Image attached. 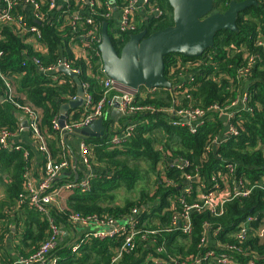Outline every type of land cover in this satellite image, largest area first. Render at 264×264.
<instances>
[{"label": "trees", "instance_id": "16d2710c", "mask_svg": "<svg viewBox=\"0 0 264 264\" xmlns=\"http://www.w3.org/2000/svg\"><path fill=\"white\" fill-rule=\"evenodd\" d=\"M25 1L13 0L17 3L12 12L14 18L23 16ZM52 1H42L39 11L41 17L34 19L23 16L24 23L37 28L40 36L28 30H17L12 23L2 24L0 28V97H4L0 101V130L18 134L21 131L19 116L22 112L15 105L32 107L40 114V127L47 135L49 151L58 160L66 150L60 145V132L53 130L51 123L53 118L59 117L61 104L77 95V86L72 78L64 74L58 73L62 82L54 81L52 74L45 71L57 67L59 60L66 58L71 68L82 70L81 81H89L94 98L100 99L105 92V85L96 78L105 75L100 71V56L91 51L93 56L87 63L85 59L77 58L73 49L81 43L83 35H87L94 27L99 36L104 22H108L112 28L114 17L105 16V5L97 7L95 13L90 12L88 15L85 1L69 0L68 7L62 10L52 8ZM105 1L108 0H100ZM127 1L110 0L109 3L122 8ZM231 1L244 0H216L215 11H225ZM256 1L257 5L246 9L239 16L237 31L221 32L213 48L205 55L192 59L206 62L200 72L195 74L192 85L186 83L187 87L177 93L159 88L154 95L147 94L136 100L137 107L153 106L157 111L136 110L134 114L128 115L125 120L131 122L133 128L128 130L129 125H117V134L130 132L129 136L121 138L119 144L112 143L111 131L100 137H85L92 147L91 188L88 192L78 191L71 195L61 210L51 208L50 214L58 224L72 223L73 214L118 223L133 214L134 210L141 211L138 214L141 223L136 228V248L113 261L124 242V235L105 239L89 235L86 238V234L95 231L94 226L90 227L91 231H83L80 235H76V226L72 243L57 246L55 254L59 257L58 264H154L150 262L153 256L162 260L159 264H169L172 259L178 262L193 261L212 250L235 255L237 264H248L252 260L264 264V234L259 236L256 233L264 228V216L250 222L249 233L243 238L238 237L239 228L235 227L255 211L264 209V53L258 45L264 38V0ZM152 2L164 13L153 16L146 24L144 21L143 26L149 33L173 24L168 1ZM79 10H82L83 17L90 16L94 24L85 21L71 24L72 15ZM110 31L119 50L132 34V31L127 30L120 31L116 36L114 30ZM40 44L44 48L38 49ZM246 54L257 56V63L250 72L255 82L254 90L252 99L248 100V105L254 110L238 112L237 117H240L230 121L238 128L239 134L225 145L223 135L229 123L220 117L219 109L228 106L239 93L242 82L237 77V68L247 64ZM177 56L171 54L165 58L166 76L172 84L180 83L177 78L183 74L180 69L170 74L171 64ZM88 64L92 68L91 76L87 75ZM7 83L13 88L12 102L6 96ZM139 89L143 90L144 87ZM212 107L215 108L209 111ZM167 108L209 111L213 119L193 134L184 127L171 126L170 122L178 119V116L168 112ZM82 118L81 112L72 117L69 123L76 124ZM215 139L220 142L216 143ZM25 151L0 147V222L11 219V224L16 223L18 227L23 217L27 216L28 219L22 223L23 241L30 240L25 247L31 248L28 254H32L48 238L50 228L44 213L19 203L22 198H26L27 193L24 174L34 168L33 154ZM181 159L188 162L184 168L176 163ZM226 164L235 166L234 174L226 170ZM183 173L197 174L200 178V182L194 184L195 191L192 194H184L176 187L184 182ZM237 178L250 182L247 185L252 187L249 195L230 199L218 206L216 212L206 207L192 210L191 234H184L173 223L174 215H180L186 206L179 198H185L187 205L194 204L199 200L197 193L202 188H212L215 184L232 185ZM72 179L58 178L55 185ZM168 181L173 182V185ZM141 182H153V194L142 189L138 197L125 199L122 204L111 194L115 190H122L124 186L134 190ZM2 210L6 211V217ZM178 219L182 222L183 217L178 216ZM141 236H146V240H139ZM203 237H206V242L200 247ZM152 239L156 243L153 244ZM75 241L76 244L84 242L73 252L71 245ZM158 247L164 252H157Z\"/></svg>", "mask_w": 264, "mask_h": 264}, {"label": "built area", "instance_id": "2783aa9c", "mask_svg": "<svg viewBox=\"0 0 264 264\" xmlns=\"http://www.w3.org/2000/svg\"><path fill=\"white\" fill-rule=\"evenodd\" d=\"M43 0H26L25 4L31 5L34 7L36 12V19L41 17L39 15V11L41 9ZM88 4V15L91 13H95L97 11V7L101 5L106 6V14L105 16H111L113 11V6L109 3L110 0L105 2H100V0H89ZM69 0H65V5L68 7ZM17 3L13 2V0H0V28L2 24L5 23H12L17 30H28L30 32L36 33L40 36V33L37 28L27 26L23 21V16L19 15L16 18L13 17V8ZM144 6L145 8H139ZM51 7L55 8L56 3L53 0L51 2ZM139 8V9H137ZM121 11L120 22L118 26V31L115 32L117 36L118 33L125 32L127 30L132 31V33L139 32L144 28L143 24L139 19L138 12L140 10H144L146 13L153 16H160L163 15L164 11L158 7V5L153 4L152 0H128L127 3L122 7L119 8ZM71 24L77 25L78 21H85L88 24H94L93 19L90 16L83 17L82 13L79 15L78 12H74L71 17ZM141 25V26H140ZM140 28V29H139ZM1 31V29H0ZM1 33V32H0ZM89 41L82 42L81 44L84 47V59L89 62L91 55V51L95 53V55H99L100 53L98 50V44L100 42V36L98 35L95 27L91 30L88 34ZM82 41V40H81ZM41 45V44H40ZM258 45L262 49L264 53V38L259 41ZM44 48V46H43ZM40 49V48H39ZM95 50V51H94ZM1 55V52H0ZM77 56L79 54L76 53ZM81 57V56H80ZM245 58H248L247 64L242 65L237 68L238 79L242 82L241 87L239 86V93L237 97L233 99L228 106L220 108V117L224 119V121L229 125L226 129L223 139L225 145L236 139L237 135L239 134V130L236 126L230 123L231 120L237 119V113L244 111V112H252L254 109L252 106L248 105L249 98L252 99V91L254 90V79L251 77V69L257 63V56L256 55H245ZM191 59H184V58H176L174 62L171 64L172 67L170 68V74H174V72L178 69L181 70L183 74H179L178 81L180 83L172 84L171 88L165 89L171 91L173 93L180 92V90L187 87L186 83H191L195 80V74L200 72V69L206 65L204 60H192ZM101 61V57H100ZM66 66L71 68L69 61L66 58H62L57 63V67H50L48 69L43 70L45 72H50L52 75V79L54 81H61L60 76L55 73L56 68L59 66ZM87 67V75L92 74V68L90 64ZM80 77L82 70L80 68H72ZM189 69L192 70L189 72ZM169 70V69H168ZM100 71L103 72L102 68V61L100 66ZM104 73V72H103ZM96 78L100 79V82L105 85V92L101 96L100 99L96 100L92 94V87L89 81L82 82V87L84 89V102L82 107V120L76 124H71L69 121L65 120V124L61 127L59 123V117H55L52 120V129L60 132V145L64 148V143L66 142V137L69 134H77L76 131L78 128H81L88 124L91 121L97 120L99 118L104 117L105 113L108 111L109 107H114L122 112L123 115L128 116L130 114H134L136 110H144V111H157L153 108V106H140L137 107L136 100L142 96H146L148 93L154 94L156 90L159 88H147L144 87L143 90L141 89H132L126 86H123L110 78L106 75L103 77L96 76ZM13 88L9 83H7V91L6 96L12 102V95ZM76 96L73 97L75 99ZM118 100V106H115V100ZM18 108L24 117L27 119L28 122V130L31 133L33 140L40 152L43 156L44 164L43 167L37 173H25L24 180H25V190H26V198H22L19 203L26 204L30 208L35 211H39L44 213L48 217L49 221V228L50 234L45 242L37 249L35 252L30 254L29 256H21L19 257V264H58L59 257L55 254L57 246H58V239L60 235V227L57 223L56 219L50 214V209H59L63 208V202H65L71 195L77 193L78 191L84 193L88 192L91 188V177H92V162H91V150L92 147L89 143L86 142V138H81L79 141V150H80V159L83 165L90 171L85 177L72 179L63 181L58 185H55V182L65 171H67L71 167L72 160L69 158V155L64 152L58 160L54 159L51 155L47 143V135L44 134L40 127V114L30 106H21L15 105ZM215 107L210 108L209 111L214 109ZM168 112L172 114H176L178 119L170 122V125L173 127H184L189 133H197L202 127L206 125L207 122L213 119L212 116L209 115V111H204L200 109H192L189 111H184L182 109L175 110L173 108H167ZM161 111V110H159ZM166 112V111H163ZM21 130L25 129L22 125ZM117 126L116 128L111 127L108 128V131L112 132L111 138L112 143L119 144L121 142L122 137L129 136L130 132L127 133H119L117 134ZM133 125L128 126V130H131ZM14 137V133L3 129L0 130V147L3 149H11L10 141L11 138ZM216 143L220 141L215 139ZM110 148H114L109 146ZM20 149V148H19ZM17 150V149H16ZM178 166L180 168H184L188 165L186 160H177ZM226 170L230 174H234L236 171L235 166L231 164L225 165ZM185 178L183 183L177 184L176 187L184 193V194H192L194 193V184L200 182V178L197 174H189L183 173ZM169 184L173 185V182L168 181ZM250 182L243 180L242 178H237L235 182L231 185H219L215 184L212 188L205 189L202 188L198 193L199 200L194 204L187 205V200L182 198L179 200L181 203L185 204V209L179 215L175 214L173 217V223L178 226V228L184 234H191V220H190V212L194 209L199 210L203 207L208 208L209 210L216 212L219 208L218 206L223 205L225 202L229 201L234 197H241L247 196L252 192V187H249ZM56 187V188H55ZM174 199H172V204H174ZM141 211L134 210L133 214L128 216L122 222H114L113 220L105 221V220H98L96 217H83L78 214H73L71 216V222L75 223V225H79L81 228H90L91 226H95L96 230L92 233L86 234V238L89 235H93L94 237H98L99 239H105L107 237L112 238L118 235H124L125 239L122 246L119 249V253L117 257L113 259L116 261V258L122 256L124 253H130L136 248V238L138 231L136 228L139 226L141 221L138 218V214ZM178 216H182V222L179 221ZM264 216V209H259L255 211L252 216H249L242 224L235 225L236 228H239L238 237L243 238L249 233V224L252 220ZM223 230V228H221ZM219 232V229L216 230V233ZM259 236L264 234V228L262 231L256 232ZM139 240L144 241L146 240V236L139 237ZM85 241V240H84ZM82 241V242H84ZM71 245L72 251L78 250L80 244ZM206 242V237H203L200 241V247H202ZM152 243H156L155 239H152ZM230 249H233L231 247ZM164 252V249L161 247L157 248V252ZM150 262L154 264H159L162 262L157 257H151ZM169 264H237V258L235 255H230L225 251H208L204 256L195 258L193 261H182L178 262L174 259L169 260ZM0 264H4L0 261ZM143 264H148L143 263ZM248 264H258L256 260L249 261Z\"/></svg>", "mask_w": 264, "mask_h": 264}, {"label": "water", "instance_id": "95a60500", "mask_svg": "<svg viewBox=\"0 0 264 264\" xmlns=\"http://www.w3.org/2000/svg\"><path fill=\"white\" fill-rule=\"evenodd\" d=\"M167 1L172 9L173 24L152 33L147 28L132 33L120 50L110 31L117 32L118 25L113 29L108 22L102 24L98 51L103 72L108 78L132 89H169L172 84L166 76V56L177 54L191 59L205 55L213 48L215 39L221 32L237 31L239 16L246 9L257 5L256 0L231 1L225 11L217 12L214 9L216 0ZM144 18L147 19V16ZM55 73L72 78L77 86V98L60 106L59 123L63 127L70 105L76 108L75 106L82 104L84 89L80 77L72 68L62 65L56 68ZM3 100L4 97H0V101ZM115 106H118L117 99ZM112 115L123 116L121 111L115 109L112 110ZM104 118L105 116L91 121L76 132L84 137H100L103 134ZM19 120L25 130H28L27 119L23 116ZM75 178L78 179L77 175Z\"/></svg>", "mask_w": 264, "mask_h": 264}, {"label": "crops", "instance_id": "0c3cea01", "mask_svg": "<svg viewBox=\"0 0 264 264\" xmlns=\"http://www.w3.org/2000/svg\"><path fill=\"white\" fill-rule=\"evenodd\" d=\"M54 1L56 3L55 8H57V10H62L66 7L65 0H54ZM22 11L24 13L23 14L24 18L26 17V18L36 19V12L33 6L25 4L22 8ZM76 12H78V14L80 15L82 13V10H79ZM111 16L114 17L112 27L113 29H115L114 27L117 25L118 21L120 20L119 16L121 17L120 9L118 7H114ZM83 41L84 42L89 41L87 35L85 36L83 35L82 41L80 39L81 43ZM81 43L76 44L73 50L75 52V55L76 53L79 54V56L76 55L77 58L84 59L85 52H84V47ZM42 47H43L42 45H38V49L39 48L41 49ZM75 99L70 98L68 101L62 104H68L70 101L75 100ZM83 102H84V98H83ZM83 102L82 104L75 106L76 108H73V106L70 105V110L66 114L67 121H70L72 117L74 118L75 116H78L81 113ZM114 109L118 110L114 107L112 108L109 107L107 111L109 113L106 112L104 115L105 118L103 122V126H104L103 134L109 132L108 128H111L113 126H117V125L120 126L122 124L124 126L131 125V122L128 123L127 120H125L127 116L125 115L123 116L114 115L113 116L112 110ZM23 116L24 115L21 113L19 117H23ZM20 125H21V122H20ZM82 137L85 138L84 136L80 134L77 135L76 133L67 135L66 142L64 143L63 146L67 154L69 155V158L72 160V162H71V167L67 171H65L68 174L64 172L61 176H59L60 179H67V177H72L76 179L75 178L76 175H77V178H83L90 172L83 165L80 159L79 141L81 140ZM10 144H11V149L20 148L19 150L23 149L33 154L32 156L34 157V168L31 171L32 173H37L43 167V164H44L43 156L40 154L29 130L22 129L18 134L14 133V137L11 139ZM24 145H26L27 147H25ZM1 196L2 195H0V199H1ZM7 210H9V208ZM2 212H3L2 214L5 216L6 211L2 210ZM25 219H28V217L24 216L21 223H19L20 226L18 227L16 223L11 224V219H5V221L1 220L0 222V261L3 262L4 264H19L18 262L19 257L30 255L28 253L31 248L25 247L30 242V240H27V242L23 241L24 236H23V231H22V223L24 222L23 220ZM70 224L69 223L59 224L60 235L58 239V245H65L66 243L69 245L70 242L72 243V240H73L72 236L75 233L76 226L78 228L76 235H80V233L83 231L85 232L91 231L90 228H81L79 225H75V223H70Z\"/></svg>", "mask_w": 264, "mask_h": 264}, {"label": "rangeland", "instance_id": "374dc122", "mask_svg": "<svg viewBox=\"0 0 264 264\" xmlns=\"http://www.w3.org/2000/svg\"><path fill=\"white\" fill-rule=\"evenodd\" d=\"M139 8H145V7L141 6ZM139 8H137V9H139ZM138 15H140L139 19H140V21H142L141 22L142 24L144 23V21H149L150 17H151V15L146 13L143 9L138 12ZM146 16H147V19L144 18ZM119 22H120V20L117 23L118 26H119ZM176 58H179V56H177ZM148 94L154 95L152 93H148ZM142 189H145L146 191H148L149 194H153V192L155 191V187H154L153 182L150 184H145L144 182H141L140 184L137 185V187L134 190H128L124 186V188L122 190H115L111 194H114L116 196V201L119 204H122L125 202V199L131 198V197H132L131 199H134L135 197H138V195L141 193ZM64 204H65V202H63V205ZM94 229L96 230L95 226H94Z\"/></svg>", "mask_w": 264, "mask_h": 264}, {"label": "flooded vegetation", "instance_id": "af4514ba", "mask_svg": "<svg viewBox=\"0 0 264 264\" xmlns=\"http://www.w3.org/2000/svg\"><path fill=\"white\" fill-rule=\"evenodd\" d=\"M147 23V21H145V24ZM144 24V23H143Z\"/></svg>", "mask_w": 264, "mask_h": 264}]
</instances>
